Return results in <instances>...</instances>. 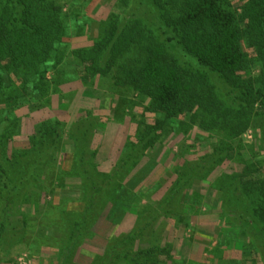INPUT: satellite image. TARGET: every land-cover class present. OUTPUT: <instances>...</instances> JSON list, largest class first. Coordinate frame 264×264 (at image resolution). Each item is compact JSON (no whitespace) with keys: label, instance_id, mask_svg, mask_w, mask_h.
I'll use <instances>...</instances> for the list:
<instances>
[{"label":"trees","instance_id":"obj_1","mask_svg":"<svg viewBox=\"0 0 264 264\" xmlns=\"http://www.w3.org/2000/svg\"><path fill=\"white\" fill-rule=\"evenodd\" d=\"M99 1L0 0V104L5 105L0 110V244L20 232L7 228L11 215L34 200L27 193L30 186L42 188L48 181L45 168L58 162L63 137L71 136L77 145L76 175L91 185L98 152L90 112L68 126L57 115L44 119L35 126L31 147L10 145L19 133L16 111L40 102L49 91L61 96L64 105L73 90L103 88L106 82L147 100L150 111L162 115L157 125L190 122L201 134L197 139H214L176 167L178 186L188 184L180 178L184 171L188 180L206 179L226 161L244 165L242 172L230 175V199L222 209L230 225L222 234L236 229L248 239L254 261L264 264V178L256 175L260 166L254 160L258 149L264 150V131L257 144L242 140L253 113L264 116V0H240L238 5L232 0H120L122 11L109 13L108 24L91 37ZM79 41L85 43L76 46ZM235 146L240 148L236 153ZM123 168L118 165L99 183L103 198ZM153 206L142 214L135 201L125 202V209L139 213V223L114 234L95 264H110L117 256L130 264H165L169 248L151 241L168 210ZM173 207V216H179L178 200ZM62 216L69 225L67 215ZM83 221L71 223L74 242L86 230ZM135 238L147 245L134 249ZM224 243L240 259L244 242L230 238ZM125 244L130 250L119 248Z\"/></svg>","mask_w":264,"mask_h":264},{"label":"rangeland","instance_id":"obj_2","mask_svg":"<svg viewBox=\"0 0 264 264\" xmlns=\"http://www.w3.org/2000/svg\"><path fill=\"white\" fill-rule=\"evenodd\" d=\"M232 1L234 5L241 2ZM122 8L120 0H100L94 9L90 36L96 37L108 24L109 13H120ZM84 43L79 41L75 45ZM104 83L103 88L73 90L66 95L64 105L61 96L54 97L49 91L40 97V102L25 104L16 111L19 133L13 135L10 145L24 149L31 147L30 138L35 126L44 119L57 115L68 126L90 112L93 117L89 119V130L96 129L93 148L98 152L92 170L94 185H91L81 175H76L77 145L74 140L69 135L62 138L63 152H58V162L45 168L47 177L44 179L48 181L42 183V188L30 186L27 193H33L34 200H26L21 210L11 215L7 228L20 232L10 233L0 244V264H95L105 256V247L113 235L133 230L139 223L138 214L154 208L155 204L168 210V216L160 219L151 241L169 248L165 264H258L250 255V243L245 236L236 229L222 234L223 228L230 225L222 215L223 206L230 199V175L236 170L242 172L244 165L226 161L213 168L206 179L200 175V178L188 180L186 176L189 175L184 171L180 178L187 181L188 186H178L176 167L184 165L185 159L194 154L199 155L214 139H197L201 134L197 136V126L190 122L163 120L157 125L156 119H161L162 115L150 111L147 100L124 88H116L112 83ZM49 98H55L56 102L50 105ZM37 104L43 107L39 108ZM4 106L0 104L1 111ZM252 118V125L243 133L242 140L257 144L263 139L264 116L255 111ZM96 120L101 124L96 126ZM234 148V153L240 150L237 146ZM254 160L260 166L255 170L256 175L264 178V150L258 149ZM120 164L124 168L118 182L103 198L99 183L106 181ZM177 200L179 216H173ZM127 201L137 203L138 214L124 208ZM63 212L69 225L63 222ZM79 219L87 224L86 230L74 242L71 223ZM137 236L138 232H135ZM230 238L245 244L240 259L236 258L235 250H230L224 243ZM135 240L134 249L147 245ZM119 248L130 250L127 244ZM122 257L117 256L110 264H130Z\"/></svg>","mask_w":264,"mask_h":264}]
</instances>
